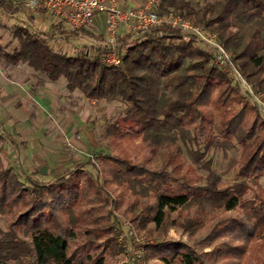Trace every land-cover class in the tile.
I'll use <instances>...</instances> for the list:
<instances>
[{
    "label": "trees",
    "instance_id": "16d2710c",
    "mask_svg": "<svg viewBox=\"0 0 264 264\" xmlns=\"http://www.w3.org/2000/svg\"><path fill=\"white\" fill-rule=\"evenodd\" d=\"M11 7L0 0V8ZM155 12L180 15L214 33L252 92H264V0L199 7L157 0ZM12 36L18 47L7 52L0 45L1 63L25 64L49 82L63 78L69 93L79 91L92 103L120 100L124 109L105 128L110 153H97L48 182L29 174L20 180L0 156V215L9 218L0 231V264H109L120 251L111 206L148 236L170 227L196 237L193 246L151 244L147 263L264 264V119L195 38L168 26L125 36L118 51L125 53L111 66L102 61L100 45L67 55L49 46L53 37L25 27ZM200 139L204 152H190L186 165L183 149ZM4 142L0 133V153ZM234 142L241 147L231 161L238 181L222 187L211 162L202 159L211 149H233ZM132 145L142 159L129 154ZM198 168L207 176H196Z\"/></svg>",
    "mask_w": 264,
    "mask_h": 264
},
{
    "label": "rangeland",
    "instance_id": "374dc122",
    "mask_svg": "<svg viewBox=\"0 0 264 264\" xmlns=\"http://www.w3.org/2000/svg\"><path fill=\"white\" fill-rule=\"evenodd\" d=\"M188 1L194 7H199L205 1L213 3L217 0ZM18 4L23 6V0H18ZM53 16L56 17V22L63 20L59 15L53 14ZM19 22L21 21L18 17L0 14V45L7 52H12L18 47L12 34ZM204 29L211 33L208 29ZM121 32H126L125 27H122ZM56 35L48 42L49 46L67 55L73 54L75 48L80 50L98 45L96 40L92 39L82 42ZM196 45L206 52L212 50L199 42H196ZM211 65L214 66L213 63ZM232 66L236 69L233 63ZM237 72L240 74L238 70ZM226 75L233 80V77ZM65 85L63 78L49 82L43 75L27 69L25 64L12 67L0 62V86L3 91L0 101V133L5 140L0 156L3 166L12 168L22 181L29 174L35 180L48 182L57 178L68 167L92 160L97 153L112 151L105 138V128L122 116L124 104L120 100L92 103L79 91L69 93ZM239 90L248 104L254 107L252 99L240 87ZM258 94L264 96V92ZM260 116L264 119L261 113ZM135 147L136 145H132L128 148L129 154L133 158L142 159L144 153ZM203 147L204 143L200 139L189 148L183 149L184 163L190 165V152H204ZM240 152V145L234 142V148L227 152L211 149L203 157L202 161L211 162V170L220 176V186H230L238 181L237 168L232 167L231 161L239 158ZM197 175L206 177L207 172L198 168ZM259 184L264 189V177L259 180ZM174 188L177 189L179 186L174 185ZM250 198V195L246 196V199ZM107 209L112 213L113 227L117 229L116 244L120 250L109 264H139V261L140 264H154L158 261L147 263L144 260V254L151 244L175 241L193 246L196 242V237H190L170 227L164 232L148 236L145 232H138L132 228L112 206ZM8 221V216L0 215V231L5 230ZM204 232L203 230L202 234ZM102 246L99 244V247ZM208 251L210 248L204 249V252ZM136 253L140 254L139 261Z\"/></svg>",
    "mask_w": 264,
    "mask_h": 264
},
{
    "label": "built area",
    "instance_id": "2783aa9c",
    "mask_svg": "<svg viewBox=\"0 0 264 264\" xmlns=\"http://www.w3.org/2000/svg\"><path fill=\"white\" fill-rule=\"evenodd\" d=\"M156 5L157 0H146L145 3L131 8L121 7L118 0H23V6L27 9L45 10L59 15L70 32L80 30L90 24L95 15L105 14L103 42L98 45L105 50L102 61L111 66H117L121 56L125 53L124 50L121 54L118 53L119 41L125 36L135 38L139 32L144 33L149 29L168 26L184 38H195L197 42L212 49L207 52L210 55V63L233 77L237 86L252 99L261 115L264 116V96L252 92L237 69L232 66L230 55L222 49L216 36L206 31L203 26L193 25L180 15L158 14L155 12ZM121 27H125V33L121 32ZM128 33L133 36L125 35ZM2 97L3 91L0 86V101ZM135 255L139 261L140 254Z\"/></svg>",
    "mask_w": 264,
    "mask_h": 264
},
{
    "label": "crops",
    "instance_id": "0c3cea01",
    "mask_svg": "<svg viewBox=\"0 0 264 264\" xmlns=\"http://www.w3.org/2000/svg\"><path fill=\"white\" fill-rule=\"evenodd\" d=\"M6 3H11V8L3 9L0 8V14H5L7 16L18 17L21 21L17 26H22L29 29L32 32L45 34L48 38L56 36H62V38H73L80 41H87V39L95 40L91 37H85L82 35L80 30L70 32L67 30L64 21L56 22V17L53 16L51 12L45 10H30L23 6H19L18 0H3ZM121 7L131 8L142 4L145 0H118ZM24 24H23V23ZM106 15L99 13L94 16L92 22L83 29L93 36H101L102 39L105 33ZM15 27V28H16ZM122 30V27H121ZM60 36V37H61ZM50 41V40H49ZM89 42V41H88ZM101 41L96 40V44H100ZM83 45V44H80ZM92 45V44H91ZM24 65V64H23ZM27 67V66H26ZM27 69H30L27 67Z\"/></svg>",
    "mask_w": 264,
    "mask_h": 264
}]
</instances>
